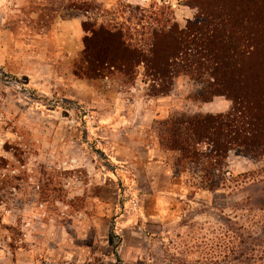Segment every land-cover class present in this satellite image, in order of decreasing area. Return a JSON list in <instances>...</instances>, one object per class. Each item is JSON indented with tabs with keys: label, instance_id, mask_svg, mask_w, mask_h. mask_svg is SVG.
<instances>
[{
	"label": "rangeland",
	"instance_id": "rangeland-1",
	"mask_svg": "<svg viewBox=\"0 0 264 264\" xmlns=\"http://www.w3.org/2000/svg\"><path fill=\"white\" fill-rule=\"evenodd\" d=\"M202 2L0 0V264H242L239 233L248 263L249 236L264 248V159L231 151L209 189L206 164L179 168L160 145L158 122L231 100L184 76L155 96L143 67L76 75L85 24L143 31L140 7L184 29Z\"/></svg>",
	"mask_w": 264,
	"mask_h": 264
},
{
	"label": "trees",
	"instance_id": "trees-1",
	"mask_svg": "<svg viewBox=\"0 0 264 264\" xmlns=\"http://www.w3.org/2000/svg\"><path fill=\"white\" fill-rule=\"evenodd\" d=\"M196 7L195 21L184 29L165 10L149 13L140 7L128 11L137 12L128 22L147 20L143 31L136 29L140 24L134 29L117 23L98 28L85 24L87 35L76 75L96 79L115 72L132 78L143 67L155 96L168 94L175 79L184 76L200 84L203 101L216 96L231 100L226 114L158 122L161 147L177 155L179 168L206 164L201 170L213 189L224 181L231 151L264 159V0H204ZM216 172L221 179L209 178ZM258 201L264 209V199ZM238 237L240 262L264 264L260 238L249 236L257 244L248 263L244 234Z\"/></svg>",
	"mask_w": 264,
	"mask_h": 264
},
{
	"label": "crops",
	"instance_id": "crops-1",
	"mask_svg": "<svg viewBox=\"0 0 264 264\" xmlns=\"http://www.w3.org/2000/svg\"><path fill=\"white\" fill-rule=\"evenodd\" d=\"M43 231H44V232H43ZM43 231H40V233H41L40 235H41V236H45V230H43Z\"/></svg>",
	"mask_w": 264,
	"mask_h": 264
}]
</instances>
